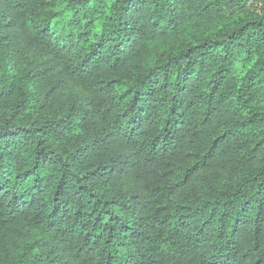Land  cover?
Instances as JSON below:
<instances>
[{"label":"clouds","instance_id":"obj_1","mask_svg":"<svg viewBox=\"0 0 264 264\" xmlns=\"http://www.w3.org/2000/svg\"><path fill=\"white\" fill-rule=\"evenodd\" d=\"M0 264H264V0H0Z\"/></svg>","mask_w":264,"mask_h":264}]
</instances>
